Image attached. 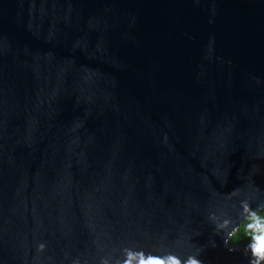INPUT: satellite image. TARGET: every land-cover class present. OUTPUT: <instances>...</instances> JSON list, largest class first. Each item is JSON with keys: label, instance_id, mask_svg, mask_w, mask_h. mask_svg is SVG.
<instances>
[{"label": "water", "instance_id": "obj_1", "mask_svg": "<svg viewBox=\"0 0 264 264\" xmlns=\"http://www.w3.org/2000/svg\"><path fill=\"white\" fill-rule=\"evenodd\" d=\"M245 198L264 0H0V264H251L210 219Z\"/></svg>", "mask_w": 264, "mask_h": 264}, {"label": "clouds", "instance_id": "obj_2", "mask_svg": "<svg viewBox=\"0 0 264 264\" xmlns=\"http://www.w3.org/2000/svg\"><path fill=\"white\" fill-rule=\"evenodd\" d=\"M239 190H234L232 195H238ZM240 223H233L229 217H218L215 213L210 214L217 232L224 231V243L227 246L239 243L242 236L249 237L247 247L254 257L251 264H264V199L259 200L255 207L247 198L240 201ZM231 228V230H228ZM43 247V245H41ZM232 250V249H230ZM105 264L107 262L105 261ZM124 264H181V259L168 256L164 259L155 256H145L143 252L129 253V258ZM183 264H201L196 256H189L183 260Z\"/></svg>", "mask_w": 264, "mask_h": 264}, {"label": "trees", "instance_id": "obj_3", "mask_svg": "<svg viewBox=\"0 0 264 264\" xmlns=\"http://www.w3.org/2000/svg\"><path fill=\"white\" fill-rule=\"evenodd\" d=\"M249 237H247L246 235L245 236H242V238H241V240L239 241V243H235V244H232L233 246H241V247H243V248H245V249H247L249 252L251 251L248 247H247V245H248V243H249Z\"/></svg>", "mask_w": 264, "mask_h": 264}]
</instances>
